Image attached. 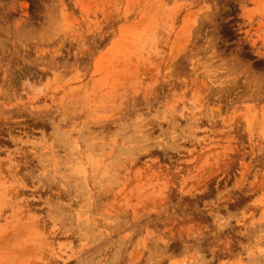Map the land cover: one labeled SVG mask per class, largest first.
Listing matches in <instances>:
<instances>
[{
    "label": "rangeland",
    "instance_id": "rangeland-1",
    "mask_svg": "<svg viewBox=\"0 0 264 264\" xmlns=\"http://www.w3.org/2000/svg\"><path fill=\"white\" fill-rule=\"evenodd\" d=\"M0 264H264V0H0Z\"/></svg>",
    "mask_w": 264,
    "mask_h": 264
}]
</instances>
